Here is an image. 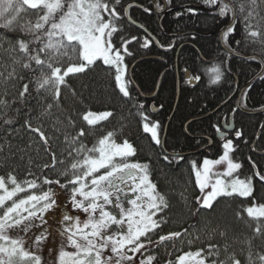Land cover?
Segmentation results:
<instances>
[{"label":"snow or ice","instance_id":"obj_1","mask_svg":"<svg viewBox=\"0 0 264 264\" xmlns=\"http://www.w3.org/2000/svg\"><path fill=\"white\" fill-rule=\"evenodd\" d=\"M199 2L209 16L219 18L218 22L228 19L229 23L221 30V41L229 59L239 55L241 41L234 40V35L237 24L243 25L245 47L248 44L260 46L253 49L259 55L246 57V62L260 64L257 78L264 79V0ZM171 3L172 0H165V6ZM153 4L157 11H163L158 0H153ZM132 7L134 5L125 0H0V127L18 131L13 126L21 108L16 105L26 106L23 126L36 133L45 150L50 151L51 138L40 124L41 117L51 116L52 109L60 106L61 89L68 86L66 78L70 74L84 73L99 60L113 78L118 93L137 110L143 131L150 133L151 141L162 149V159L169 164L183 161L182 154L168 153L158 131L159 121L149 119L144 104L132 95L131 79L126 78L125 57L133 55L129 45L140 38L125 35L121 21L143 28L130 16ZM143 10L152 13V8ZM186 11L196 14L199 9L188 7ZM152 42L151 35L146 34L140 46L146 48ZM185 71L189 82L200 79L199 75ZM212 72L210 83L216 84L224 72L219 64ZM48 97L55 103H44L39 115L33 117L30 101L44 102ZM112 117V111H88L82 119L95 128L102 121L110 122ZM34 120L39 126H34ZM60 123L57 118L56 125ZM68 124L75 127L71 117ZM214 127L224 141L223 154L219 159H204L202 167L193 162L194 182L202 194L197 204L215 211L216 204L223 199L243 198L247 204L242 205L236 217L243 220L246 214L247 227L252 234L232 232L230 235L229 228L217 225L209 230L211 239L206 247L183 253L175 264L190 261L194 264H264V244L258 247L254 243L257 238L264 240V192L257 189V184L264 189V169L252 162L251 173L244 175L242 164L231 155L235 151L233 141L227 139L226 131ZM230 127L225 123L226 130ZM56 131L60 128L56 127ZM85 136L83 128L75 135L64 134L71 162L66 164L65 159L59 160L58 163L66 166L57 171L60 176L68 177L67 183L43 179L46 185L56 184L61 188L72 185L73 206L87 214L84 220L64 212L53 231L47 214L59 207L55 192L42 190L40 194L30 193L16 199L19 193L36 189V180L21 182L11 172L7 176L0 175V264H158L156 255L147 254L149 250L166 241L174 246L187 234V229L183 233L158 231L167 223L164 214L171 207L170 201L151 180L149 163L129 161L128 158L137 153L131 142L127 139L117 142V131L113 130L88 147L80 139ZM235 136L239 139L242 132L236 131ZM3 150L4 145H0V152ZM52 160V164L43 167L55 169V154ZM220 165L224 166L223 171L217 168ZM217 234L222 242H212ZM45 243L53 245L47 249V258L43 255ZM55 244L59 245L58 249ZM167 264L173 261L168 260Z\"/></svg>","mask_w":264,"mask_h":264},{"label":"trees","instance_id":"obj_2","mask_svg":"<svg viewBox=\"0 0 264 264\" xmlns=\"http://www.w3.org/2000/svg\"><path fill=\"white\" fill-rule=\"evenodd\" d=\"M125 2L139 6L130 9V16L137 24L143 25L155 40L149 47H141L145 33L126 20L121 21L125 35L140 38L129 45L133 55L125 57L128 66L136 61L130 69L132 95L144 104V112L151 121H159L160 137L166 125L163 142L168 153H187L183 155L184 160L179 164H169L162 159V149L151 141L149 133L143 131L142 121L136 115L137 110L118 93L113 78L106 71L102 61L98 60L95 66H90L84 73L70 74L66 78L68 86L61 89L60 106L52 109L51 116L41 117L40 124L51 138L50 151L45 150L36 133L23 126L26 106L16 105L21 108L17 123L13 126L18 131L5 130L7 126L0 127V145H4L3 152H0V175L7 176L11 172L21 182L36 180L37 188L28 190H33L34 194L56 188L70 193L72 185L61 188L56 184H43L45 177L59 179L62 184L67 183L68 177L60 176L57 171L71 162V158L67 156L70 149L64 140V134L67 132L75 135L83 128L86 136L80 139L91 147L107 131L116 130L117 142L127 139L137 149L136 155L128 159L149 163L151 180L170 201L171 207L164 214L167 223L158 231L161 234L176 231L183 233L187 229V234L177 240L174 246L171 241L164 242L166 261L172 260L174 263L177 255L206 247L211 239L209 230L217 225L220 228H229L230 235L232 232L252 234L251 229L247 227L246 214L243 220L236 217L242 205L247 204L243 198L223 199L216 204L215 211L196 205L197 187L192 164L195 162L201 165L203 159H217L221 155L222 141L214 138V126L222 128V124L229 123L231 119L232 131L227 133V138L233 141L235 151L231 155L242 164L241 171L244 175H249L252 162L264 169V79L257 78L261 71L260 64L246 62L245 59L259 55V52H254L253 49H259L260 46L248 44L245 47L243 25L238 23L234 40L241 41L239 55H233L229 59L218 40V33L229 23L228 19L218 22L219 18L209 16L208 10L199 0H172L162 15L154 10L151 14L144 12L143 8H151L153 0ZM158 2L160 3L159 0ZM188 7L197 8L199 11L196 14L189 13L186 11ZM218 64L224 75L218 83L211 84L212 68ZM185 70L189 74L199 75L200 79L195 80L194 85H188L183 77ZM177 79L179 93L175 102ZM245 84L248 86L239 99L242 108L239 110L235 103L240 88ZM154 91L151 99L141 97ZM35 95L33 92V96ZM46 102L55 103L51 97L44 102H38L36 99L30 101L33 117L39 115ZM152 109L156 111L153 112ZM106 110L112 111L114 117L110 118V122H100L95 128L88 126L82 119L88 111ZM68 117L74 121L75 127L68 124ZM57 118L62 122L58 126ZM33 124L39 126L35 120ZM56 127H59L60 131H56ZM236 131L242 132L239 139L235 136ZM207 138L212 140L209 147L205 146L208 143ZM53 154L56 157L55 169L44 168L45 164L53 163ZM61 159H65V165L58 163ZM257 189L264 192L259 184ZM74 209L81 220L86 219V213L75 207ZM57 210L49 212L48 220L50 219L49 222L53 226L58 225L55 221ZM197 236L200 237L199 240L196 239ZM190 240L191 244L188 243ZM212 242L222 241L217 234ZM254 243L259 247L264 244V240L257 238ZM51 246L53 245L48 244L47 249ZM149 251L157 254L158 247Z\"/></svg>","mask_w":264,"mask_h":264},{"label":"rangeland","instance_id":"obj_3","mask_svg":"<svg viewBox=\"0 0 264 264\" xmlns=\"http://www.w3.org/2000/svg\"><path fill=\"white\" fill-rule=\"evenodd\" d=\"M227 139H230V138H227ZM223 143H224V141L222 142V145H223ZM222 154H223V147H222V153H221V155ZM219 157L217 159H219ZM205 159H209V158H205ZM210 160H215V159H210ZM129 161L130 162H133V160H129ZM202 163H203V161H202ZM202 163L200 165L201 167H202ZM217 168L220 171H223L224 170V166L223 165L217 166ZM193 176H194V173H193ZM90 179L91 178H89V180ZM194 179H195V176H194ZM53 191L55 192V198L57 200V203L59 205L61 204L60 205L61 206V210L64 211V212L69 213V215H71V213L74 215L76 213V211H74L75 209H74V206H73V203H72V193H71V191H70V193H66V192L60 191V189H58V188L53 189ZM33 192H34L33 190H30V191H26V192H23V193H19L18 196L16 197V199L25 197L26 195H28L30 193H33ZM201 195L202 194L200 193V191H199V189L197 187V194L195 196V200H196V205L198 207H200V206L197 204V200L201 197ZM127 206L130 207V205H127ZM71 209H74V210H71ZM47 217L49 218V213L47 214ZM113 228H115V226H113ZM55 247L58 249L59 245L58 244H55ZM158 249H159V252L157 254H154L153 252H150V251L147 254H154V255H156L157 256L158 264H167L166 258L164 256L161 258V256L164 254V251H162L163 250V247H159ZM67 250L68 251H72L71 248H68ZM43 255L45 256V258L48 257V252H47V246L46 245H45V251H44ZM180 255H182V254H179V255H177L175 257V261H176L177 257L180 256ZM175 261H174L173 264H175ZM189 264H194V261H190Z\"/></svg>","mask_w":264,"mask_h":264},{"label":"water","instance_id":"obj_4","mask_svg":"<svg viewBox=\"0 0 264 264\" xmlns=\"http://www.w3.org/2000/svg\"><path fill=\"white\" fill-rule=\"evenodd\" d=\"M162 1H163V6H162V8H163V10H164V8H165V2H164V1H165V0H162ZM133 5H134V4H133ZM134 7H137V6L134 5ZM152 8L155 9L154 4H152ZM156 12L161 13L162 11H156ZM134 26H136V25H134ZM136 27H137V26H136ZM224 28H225V27H224ZM140 29L145 33V30H144L143 28H140ZM221 30H222V29H221ZM145 34H148V33H145ZM221 34H222V33H221V31H220V32H219V35H218V40H219V44H220L221 48H223V49L225 50V46L223 45V43H222V41H221ZM133 64H134V63H133ZM133 64H132V66H133ZM260 72H261V71H260ZM257 77H258V75H257ZM185 79H187L186 73H185ZM176 83H177V85H176V99H175V102H176V100H177L178 93H179V81H178V79H177ZM187 84H188V85H194V84H195V80L189 82L188 79H187ZM247 86H248V84H245V85H243V86L240 88V90H239L238 98H237V100H236V108L239 109V110L242 109V108L240 107V105H239V98H240V95L242 94V92L244 91V89H245ZM157 87H158V85H157ZM157 87H156V89H157ZM156 89H155V91H156ZM155 91H154V93H155ZM154 93H153V94H154ZM153 94L150 95L148 98H151V97L153 96ZM262 110H264V108H263ZM229 125L231 126V121H230ZM231 129H232V127H230V129H227V130L224 128V131L229 132V131H231ZM215 135H216L217 139H221L218 133H216ZM162 138H163V136H162ZM162 138H161V139H162ZM209 144H210V140H209ZM186 154H187V153H186ZM186 154L184 153V154H182V155H186Z\"/></svg>","mask_w":264,"mask_h":264},{"label":"flooded vegetation","instance_id":"obj_5","mask_svg":"<svg viewBox=\"0 0 264 264\" xmlns=\"http://www.w3.org/2000/svg\"><path fill=\"white\" fill-rule=\"evenodd\" d=\"M181 46V45H180ZM179 46V47H180ZM225 125V124H224ZM214 138L217 140V137H216V135H214ZM206 147H209V144L207 143L206 145H205ZM102 172L104 171L103 169L101 170ZM58 210H57V216H56V219H55V221H56V224H57V221L59 220V218L62 216V214L64 213V211H62L59 207L57 208ZM69 214V213H68ZM71 215H73L72 213H71ZM73 216H77L76 214H74ZM50 220V219H49ZM49 224L50 225H52L53 226V224L52 223H50L49 222ZM58 225H56V226H53V228H55V227H57ZM45 245H46V243H45Z\"/></svg>","mask_w":264,"mask_h":264},{"label":"bare ground","instance_id":"obj_6","mask_svg":"<svg viewBox=\"0 0 264 264\" xmlns=\"http://www.w3.org/2000/svg\"><path fill=\"white\" fill-rule=\"evenodd\" d=\"M223 49V48H222ZM224 50V49H223ZM226 51V50H225ZM127 78H130V74L129 73H127ZM184 79H185V77H184ZM186 81H187V79H185ZM165 129H166V125H164V128H163V130H162V132H165ZM159 247H163V250L162 251H164V248H165V245L164 244H162V245H160ZM158 247V248H159ZM158 252H159V249H158ZM165 254V253H164ZM164 254L161 256V258L164 256ZM165 258H167L166 256H164Z\"/></svg>","mask_w":264,"mask_h":264}]
</instances>
